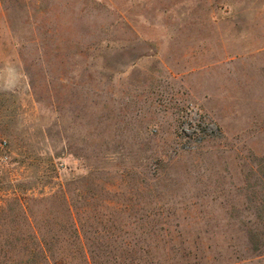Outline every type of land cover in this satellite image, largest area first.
I'll return each instance as SVG.
<instances>
[{"label":"rangeland","instance_id":"obj_1","mask_svg":"<svg viewBox=\"0 0 264 264\" xmlns=\"http://www.w3.org/2000/svg\"><path fill=\"white\" fill-rule=\"evenodd\" d=\"M3 141L0 264H264V0H0Z\"/></svg>","mask_w":264,"mask_h":264},{"label":"trees","instance_id":"obj_2","mask_svg":"<svg viewBox=\"0 0 264 264\" xmlns=\"http://www.w3.org/2000/svg\"><path fill=\"white\" fill-rule=\"evenodd\" d=\"M264 204V203H263ZM68 210L70 211V215H72L71 219H72V224H74V230H75V234L77 236L78 239L83 240L85 237L82 235L81 231L79 230L80 228L78 227V220H76V218L73 216V213L71 212V207L68 204ZM262 218V222H264V216L261 217ZM264 224V223H263ZM259 234H256L255 236L252 235V242L254 243V248L255 250H257L258 252H260V254L264 253V241H262L261 238L258 237ZM37 239H38V244L40 245V247L42 248V251L44 253V259L46 260H50V256L48 253V248L46 247L47 242L41 238V236L37 235ZM94 254L95 251L94 250H84L83 251V258H84V262L85 264H94L95 260H94Z\"/></svg>","mask_w":264,"mask_h":264},{"label":"built area","instance_id":"obj_3","mask_svg":"<svg viewBox=\"0 0 264 264\" xmlns=\"http://www.w3.org/2000/svg\"><path fill=\"white\" fill-rule=\"evenodd\" d=\"M6 143H7L6 141H3L2 143H0V158H2V159L7 157V155H4V153L1 152L2 149L5 148Z\"/></svg>","mask_w":264,"mask_h":264}]
</instances>
